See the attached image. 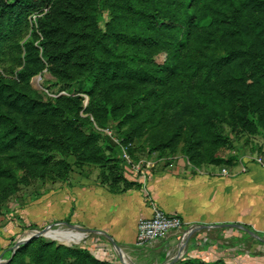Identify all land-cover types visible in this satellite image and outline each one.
Segmentation results:
<instances>
[{
    "label": "rangeland",
    "instance_id": "374dc122",
    "mask_svg": "<svg viewBox=\"0 0 264 264\" xmlns=\"http://www.w3.org/2000/svg\"><path fill=\"white\" fill-rule=\"evenodd\" d=\"M15 1L0 0V75L16 80L23 69L37 70L28 77L27 92L47 104L65 98L67 101L61 104L77 111L81 121L68 125L69 120L76 118L69 110L55 121L57 129L40 125L35 133L34 128L43 153L51 157L45 166L33 164L29 170H21L0 144V172L10 170L15 176L8 179L0 173V264L12 259L18 249L16 243L46 228L77 232L66 223L53 220L50 213L38 217L40 207L35 204L36 199L46 198L52 191L68 185L72 174L96 176L100 183L111 185L115 179L128 175V166L137 164L149 169L181 159L196 168L221 167L233 164L241 154H264V86H257L259 100L247 112L243 101L236 97L244 90L243 86L255 85H251L249 71L242 63L207 78L184 66L165 85L129 81L109 96L100 87L89 96L75 70L60 62L54 66L44 60L39 46L42 33L50 31L57 43L53 47L57 53L75 47L83 54L94 47L101 54L106 44L116 46L112 38L116 32L144 35L151 32L126 13L122 0H23L18 11L4 15L2 7ZM131 3L148 9L172 8L170 0H131ZM26 42L36 49L27 61ZM201 52H194L193 58L211 61L210 50ZM160 53L157 50L149 56L160 63L164 59ZM75 98L79 101H68ZM106 106L111 108V116L105 113ZM0 112L4 110L0 108ZM86 138H90L87 146ZM218 160L220 164L214 162ZM34 238L65 247L83 246L85 239L70 242L43 236ZM98 249L95 246L89 252L96 259L114 264H156L158 260L149 253H130L120 247H112L111 255ZM164 261L162 257L157 264L171 262ZM68 263L71 260L65 258L64 264ZM13 264L32 263L25 257Z\"/></svg>",
    "mask_w": 264,
    "mask_h": 264
},
{
    "label": "trees",
    "instance_id": "16d2710c",
    "mask_svg": "<svg viewBox=\"0 0 264 264\" xmlns=\"http://www.w3.org/2000/svg\"><path fill=\"white\" fill-rule=\"evenodd\" d=\"M170 2L169 6L172 8L148 9L136 7L131 0H122L126 13L140 21L151 34L116 32L115 36L112 35L116 46L106 44V49L101 54L94 47H89L83 54L78 53L75 47L57 53L53 48L57 44L53 35L45 30L42 33L43 40L39 43L42 57L51 65L55 66L60 62L67 69L75 70L89 96L97 87L103 88L105 96H109L115 90L122 89L129 81L165 85L184 66L207 78V75L218 76L226 67L242 63L249 71L251 85L255 87L243 86L244 90L236 98L243 101L247 112L252 111V105L260 96L257 86H264V0ZM23 4V0H16L11 5L3 6V14L16 12ZM41 30L43 31V27ZM24 46L28 50L25 56L27 61L31 52L36 49L30 42H26ZM201 49L211 51V61L193 58L194 52L202 53ZM157 50H161L160 54L164 56L160 63L149 56ZM36 63L37 66L40 65L38 59ZM35 71L37 70L23 69L16 80H7L0 75V108L4 110L3 113L0 112V144L8 158L21 170H29L33 164L45 166L51 160L48 154L43 153L35 134L40 125L57 129L55 121L62 119V115L69 110L76 118L69 120L68 125L81 121L77 111L61 104L62 101H67L65 98L55 104H47L27 92L28 77ZM69 75L72 79V75ZM68 101L78 102L79 98ZM104 110L107 116L112 115L108 106ZM213 112L216 114L215 110ZM86 139L84 144L87 146L90 138ZM195 143L199 144L198 141ZM214 162L220 164L221 161ZM0 173L8 179L15 177L10 170L2 169ZM122 180L119 177L114 183ZM25 257L32 264H64L65 258L71 260L68 264H114L94 258L86 246H56L52 242L44 243L39 238L20 245L6 264H13L18 259L22 261ZM193 262L226 264L222 260L211 263L185 258L174 264Z\"/></svg>",
    "mask_w": 264,
    "mask_h": 264
},
{
    "label": "crops",
    "instance_id": "0c3cea01",
    "mask_svg": "<svg viewBox=\"0 0 264 264\" xmlns=\"http://www.w3.org/2000/svg\"><path fill=\"white\" fill-rule=\"evenodd\" d=\"M132 167L111 185L96 176L72 174L68 185L35 200L38 217L50 213L72 230L86 231L83 246L89 251L98 246L108 255L116 245L130 253H149L158 259L156 264L162 257L172 261L179 255L204 262L264 264V154H241L221 167L196 168L181 159L149 169ZM156 209L178 215L182 228L138 249L137 222ZM190 229L195 231L182 241Z\"/></svg>",
    "mask_w": 264,
    "mask_h": 264
},
{
    "label": "built area",
    "instance_id": "2783aa9c",
    "mask_svg": "<svg viewBox=\"0 0 264 264\" xmlns=\"http://www.w3.org/2000/svg\"><path fill=\"white\" fill-rule=\"evenodd\" d=\"M125 158L127 157L125 156ZM133 167L138 169L139 165ZM181 228L182 219L178 215H169L156 209L152 216L142 218L137 222L134 245L138 249L147 247L166 238L170 233L179 232Z\"/></svg>",
    "mask_w": 264,
    "mask_h": 264
},
{
    "label": "bare ground",
    "instance_id": "6f19581e",
    "mask_svg": "<svg viewBox=\"0 0 264 264\" xmlns=\"http://www.w3.org/2000/svg\"><path fill=\"white\" fill-rule=\"evenodd\" d=\"M46 236L47 237H51L54 239H60V240H65V241H70V242H76L77 240H79L80 238L83 237V233L80 232H61V231H57V230H53V231H46ZM26 237V236H25ZM182 240V239H181ZM62 242V241H61ZM64 242V241H63ZM179 246V245H178ZM118 250V249H117ZM177 252V251H176ZM118 254V253H117ZM173 254V253H172ZM180 254V253H179ZM120 257V256H119ZM124 257V255H123ZM171 258V257H170ZM169 258V259H170ZM129 259V258H128ZM126 260V259H125ZM166 262V261H164ZM129 263V262H128ZM167 263V262H166Z\"/></svg>",
    "mask_w": 264,
    "mask_h": 264
},
{
    "label": "water",
    "instance_id": "95a60500",
    "mask_svg": "<svg viewBox=\"0 0 264 264\" xmlns=\"http://www.w3.org/2000/svg\"><path fill=\"white\" fill-rule=\"evenodd\" d=\"M233 226H234V227H239V226H237V225H233ZM77 230H79V231H83L82 229H79V228H77ZM46 231H47V228L44 229V230H42V231H40V232H38V233H36V234H33V235L29 236V237L26 238L23 242H18V243H16V247H19L22 243L27 242V241H29L30 239L34 238V237H38V236L47 237L46 234H45ZM194 231H195V229H190V230L184 235L182 241L185 240V239H187V238H188V237H189ZM83 232H86V231H83ZM114 247L118 248L116 245H115ZM177 260H178V257L176 256V257H174V259H172V261H171L170 263H168V264H172V263L176 262Z\"/></svg>",
    "mask_w": 264,
    "mask_h": 264
}]
</instances>
